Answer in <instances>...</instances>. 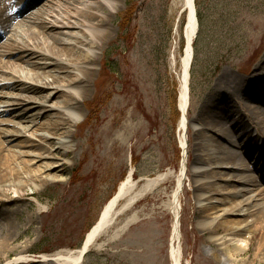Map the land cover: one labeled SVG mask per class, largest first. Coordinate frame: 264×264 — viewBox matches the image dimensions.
<instances>
[{
	"label": "rangeland",
	"instance_id": "obj_1",
	"mask_svg": "<svg viewBox=\"0 0 264 264\" xmlns=\"http://www.w3.org/2000/svg\"><path fill=\"white\" fill-rule=\"evenodd\" d=\"M37 1L29 0L21 10L35 11L40 5ZM173 1L116 0L115 11H106L109 35L96 50V70L78 105L82 120L70 127L66 169L46 186L27 187L20 201L8 205L19 206L20 215L11 219L28 230L19 241L11 242V248L0 251V264H6L7 255L11 261L22 256L8 264H57L50 260L57 252L80 248L86 231L129 172L139 186L147 178L161 174L165 178L154 192H145L136 202V220L119 234L110 229L100 235L82 264H174L170 253L174 215L168 205L180 174L183 135L188 160L179 197V264H259L246 261L257 238L245 254L236 256L233 247L211 242L213 238L199 225L193 169L200 143L223 145L245 158L208 127L200 131L204 126L199 123L212 121V114L224 126L233 123L232 108L209 98L223 71L247 77L262 60L264 0H195L198 29L192 45L188 124L183 132L178 98L186 18ZM122 15L126 16L124 29ZM13 60L17 67L30 68L25 58ZM0 100L12 108L26 105L13 98ZM259 107L264 110V105ZM252 136L247 130L242 139ZM227 138L237 141L236 135L227 134ZM26 140L19 136L10 145L20 146ZM30 146L23 148L30 150ZM263 152L258 153L262 160ZM8 195L14 194L8 191ZM248 235L241 234L243 238ZM26 244L30 246L21 248Z\"/></svg>",
	"mask_w": 264,
	"mask_h": 264
},
{
	"label": "bare ground",
	"instance_id": "obj_2",
	"mask_svg": "<svg viewBox=\"0 0 264 264\" xmlns=\"http://www.w3.org/2000/svg\"><path fill=\"white\" fill-rule=\"evenodd\" d=\"M28 1L0 2V99L13 98L26 103L12 108L8 101L0 100V104L5 103L0 107V251L11 248V242L19 241L22 232L28 230L11 219V215L15 218L20 215L19 206L8 208V205L20 201L27 187L46 186L66 169L70 127H76L82 120L78 105L83 102L87 82L96 70L93 68L96 50L109 35L106 11L116 9V0H56L53 6L50 5L54 0H38L39 3L32 0L40 5L35 11L31 8L24 12L21 6ZM173 2L179 4L180 14L186 18L178 98L179 128L183 132L188 124L191 41L197 33L198 20L195 0ZM15 57L25 58L30 68L15 66ZM213 91L209 99L225 101L233 110L234 120L224 126L212 114V121H200L204 126L200 131L208 127L238 148L245 158L240 159L223 145L200 143L193 169L195 199L200 207L198 223L213 238L211 242L233 247L236 256L245 254L251 240L257 238L246 261L264 264V160L258 155L261 149L264 151V110L259 107L264 105V56L247 77L223 71ZM24 93L28 95L23 97ZM247 130L252 139H242ZM227 134L236 135L237 141H229ZM19 136L27 140L12 147L10 143ZM180 139L184 153L168 205L174 215L170 251L174 264L180 260L179 197L188 160L186 138L183 135ZM25 146L32 148L26 150ZM164 178L165 174L147 178L139 186L129 172L86 232L85 244L75 250L59 251L50 260L57 264H82L86 247L90 249L106 231L112 229L113 234H119L134 222L136 202L145 192H154ZM8 191L14 195H8ZM243 232L249 233L248 237L243 238ZM18 259L22 260V256L11 261L7 255L5 260L8 264Z\"/></svg>",
	"mask_w": 264,
	"mask_h": 264
},
{
	"label": "trees",
	"instance_id": "obj_3",
	"mask_svg": "<svg viewBox=\"0 0 264 264\" xmlns=\"http://www.w3.org/2000/svg\"><path fill=\"white\" fill-rule=\"evenodd\" d=\"M130 14V16H131V13H129ZM125 18H126V16H123L122 15V22L125 20ZM122 29H124L125 28V25H124V22H123V24H122ZM196 44V40H194V42H193V45H195Z\"/></svg>",
	"mask_w": 264,
	"mask_h": 264
},
{
	"label": "water",
	"instance_id": "obj_4",
	"mask_svg": "<svg viewBox=\"0 0 264 264\" xmlns=\"http://www.w3.org/2000/svg\"><path fill=\"white\" fill-rule=\"evenodd\" d=\"M191 54H192V51H191Z\"/></svg>",
	"mask_w": 264,
	"mask_h": 264
}]
</instances>
